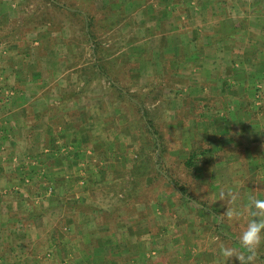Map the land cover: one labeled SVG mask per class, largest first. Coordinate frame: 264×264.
<instances>
[{"label":"rangeland","instance_id":"1","mask_svg":"<svg viewBox=\"0 0 264 264\" xmlns=\"http://www.w3.org/2000/svg\"><path fill=\"white\" fill-rule=\"evenodd\" d=\"M107 4L0 0V58L17 56L33 75L22 78L32 90L34 82L50 86L54 96L48 93L46 100L52 108L61 105L69 117L71 108H84V118L94 114L100 127L87 129L84 120L77 122L80 155L69 161V191L49 207L48 196L56 194L51 185L44 207L29 211L36 212L35 227L27 210L16 216L17 240L6 237L2 226L0 264H49V257L26 250L42 249L45 240L21 238L29 229L47 238L50 221L57 222L51 225L57 234L62 229L68 236L116 233L105 247L106 264H241L236 257L225 258L222 248L240 249L237 237L253 218L246 209L248 197L264 200V77L238 88L225 76L241 63L235 58L214 68L213 50L203 52L204 64L186 63L181 71L177 65L160 73L156 65L140 68L139 45L147 37L140 24L145 28V23L132 16L123 27L124 11L114 14ZM148 35L153 44L160 40L156 32ZM27 59L30 65L23 64ZM14 92L0 94V108ZM59 95L61 101H54ZM26 96L34 100L33 94ZM1 140L0 132V145ZM229 188L237 196L231 203L221 198ZM227 207L234 210L232 217ZM77 239L72 245L79 249L85 243ZM77 260L76 255L67 258L71 264ZM251 264H264V244Z\"/></svg>","mask_w":264,"mask_h":264},{"label":"crops","instance_id":"2","mask_svg":"<svg viewBox=\"0 0 264 264\" xmlns=\"http://www.w3.org/2000/svg\"><path fill=\"white\" fill-rule=\"evenodd\" d=\"M107 2V6L112 7L114 14H119L117 12L119 9L124 11L122 16L127 18L121 23L123 27L130 25L128 18L132 16L141 17V22L145 23V28L140 24V30L145 29L147 34L145 41L139 45L140 55L143 58L140 68L156 65L159 66L160 73L166 69L164 66L169 68L174 66L175 69L177 65V69L181 71L182 65L186 63L204 64L207 60L203 59V52L207 54L213 50L209 54H211L210 63L214 68H224L227 63L232 64L236 59L241 63L238 64L241 68H237L234 74L225 76L228 81L238 83V88L244 85L243 90H245L246 84L253 83L251 80L264 77V66L261 67L264 60V0H107ZM155 32L160 35V40L153 44L148 40L150 39L148 34ZM148 49L154 51L152 53L156 56L154 59L148 53ZM232 51L233 56H231ZM28 61L29 59L23 64L28 65ZM4 67H8L7 70ZM243 67L244 70L238 71ZM27 71L29 70L21 66L17 56L7 60L0 58V94L6 89L15 91L11 102L0 108L2 133L0 220H8L1 221L0 231H6L1 229L4 226L8 231L6 237L8 234L12 237L14 235L12 238L14 240L20 236L12 233L14 232L12 229L16 230L18 227V224H14L16 216L24 215V211L27 210L26 215L32 216L34 224L32 226L35 227L36 212L30 214L29 211L44 207L45 198H42L47 197V194L53 190L51 185L53 184L56 194L48 196L49 207H54L59 193L66 194L69 191L67 188L69 161L75 162L80 155L79 147H75L79 143L75 136L77 127L81 126H78L77 122L84 120L87 129H93L94 126L100 128L98 121L94 119V114L89 116L88 120L84 118V108H71L70 117L61 105L60 108H52L53 103H47L46 99L49 95L54 96L50 92L53 89L48 90L50 86L46 83L34 82L32 90L23 80H27L29 76H31L29 79H33V75ZM255 73L258 75L252 78L251 75ZM206 81L210 79L207 78ZM192 87L189 89L191 93H193ZM225 88L224 85L223 91ZM28 92L34 95V100L27 98ZM58 97L59 99L55 98L54 101H61V95ZM78 113L80 115H77ZM71 143L74 147H71ZM59 205L61 206V202ZM63 209L67 214V207ZM45 218H41L44 223ZM41 220L39 219L38 222L40 223ZM56 224L57 222H48L47 238H42L34 229H29V234L22 235L21 240L46 242L40 250H35L32 245L29 246L26 250L30 255L49 257L50 259L46 260L49 264H71L67 258L74 255L79 258L76 264H106L105 247L117 239L116 233L101 238L95 232L92 234L85 232V236H68L63 229L60 234L54 232L51 225L55 227ZM4 236L5 234L0 232V240ZM68 237L73 239L68 242ZM77 237H82L85 243L79 249L72 245V242L76 244L78 241ZM93 240H100V243L90 246L89 243Z\"/></svg>","mask_w":264,"mask_h":264},{"label":"clouds","instance_id":"3","mask_svg":"<svg viewBox=\"0 0 264 264\" xmlns=\"http://www.w3.org/2000/svg\"><path fill=\"white\" fill-rule=\"evenodd\" d=\"M227 196L228 203L235 201L237 196L231 188L227 193L221 192V198ZM246 209H251L252 219L239 233L237 239L240 249L233 247H223L222 255L225 258L236 257L241 264H251L257 254V249L264 244V200L256 198L254 195L248 197ZM227 215L232 217L235 213L233 209L227 207Z\"/></svg>","mask_w":264,"mask_h":264},{"label":"trees","instance_id":"4","mask_svg":"<svg viewBox=\"0 0 264 264\" xmlns=\"http://www.w3.org/2000/svg\"><path fill=\"white\" fill-rule=\"evenodd\" d=\"M177 184V186H179L180 190L182 191V193L187 194V191L185 190V188L183 186H181L180 184H178L177 182H175Z\"/></svg>","mask_w":264,"mask_h":264}]
</instances>
